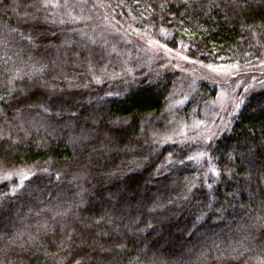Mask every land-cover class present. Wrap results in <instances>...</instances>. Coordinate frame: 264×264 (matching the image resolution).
Segmentation results:
<instances>
[{
  "label": "trees",
  "instance_id": "1",
  "mask_svg": "<svg viewBox=\"0 0 264 264\" xmlns=\"http://www.w3.org/2000/svg\"><path fill=\"white\" fill-rule=\"evenodd\" d=\"M111 25L264 74V0H0V264H264V87L183 139L218 85Z\"/></svg>",
  "mask_w": 264,
  "mask_h": 264
},
{
  "label": "rangeland",
  "instance_id": "2",
  "mask_svg": "<svg viewBox=\"0 0 264 264\" xmlns=\"http://www.w3.org/2000/svg\"><path fill=\"white\" fill-rule=\"evenodd\" d=\"M105 24V26L108 25L107 21ZM109 27L112 29L110 30ZM125 31H132V34L129 35ZM100 33L109 36L110 39H116V37L118 38L119 36L120 39H118V42L121 44L134 45L137 53L141 54L143 58L146 59L143 63V66L145 67L147 66L150 68L152 65H159L162 68L174 69L181 72L185 76L193 78L195 82L202 81L203 79H210L218 85L219 97L215 106L219 111L214 120H212L214 122L210 125L202 124L200 122L184 124L181 128L182 135H186L188 131H197L198 133H196L195 136H182L183 139L193 137L205 141H211L214 137L220 135L221 132L228 130L231 117L236 116L239 113L244 99V96L240 95V90L244 94H247V92L255 90L256 87L257 89L264 87V74L262 73H258L254 76L242 75L238 68L227 67L209 70L206 66L201 64L194 63L196 65L194 66L192 62L186 60L183 55L167 50L153 42H147L150 40H146L145 37L139 35L133 30H123L115 25H111L108 26V28L105 27V29H102ZM100 35L98 37H102ZM207 127H211L212 129L210 135L207 134Z\"/></svg>",
  "mask_w": 264,
  "mask_h": 264
}]
</instances>
